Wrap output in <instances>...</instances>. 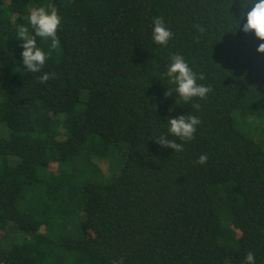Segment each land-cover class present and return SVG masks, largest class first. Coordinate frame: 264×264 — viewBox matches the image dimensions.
Here are the masks:
<instances>
[{"label":"trees","instance_id":"obj_1","mask_svg":"<svg viewBox=\"0 0 264 264\" xmlns=\"http://www.w3.org/2000/svg\"><path fill=\"white\" fill-rule=\"evenodd\" d=\"M251 2L0 0V264H245L250 251L264 264V152L234 123V110L264 115V54L239 30ZM37 6L61 17L60 47L30 72L16 34H34ZM156 17L167 46L153 40ZM174 55L204 76L206 98L175 93ZM44 73L55 75L41 84ZM181 115L201 123L175 153L155 141L180 143L168 120ZM120 143L106 184L62 168Z\"/></svg>","mask_w":264,"mask_h":264},{"label":"clouds","instance_id":"obj_2","mask_svg":"<svg viewBox=\"0 0 264 264\" xmlns=\"http://www.w3.org/2000/svg\"><path fill=\"white\" fill-rule=\"evenodd\" d=\"M247 9L241 15V21L246 18V22L242 23V26L240 23L239 30H242L245 34L254 35L258 41L257 52L264 54V0H252L251 6L247 7ZM27 21L31 29L34 30V34L25 25H20L16 34L23 41L21 44L23 48L21 54L23 66L30 72H41L46 60L60 47L57 33L62 23L61 17L55 9L49 11L45 7L37 6L31 9ZM172 36L173 33L166 28L163 18H154L152 33L154 42L161 46H167ZM37 37L42 38L44 41L50 40L47 53L37 47ZM54 75L50 76L48 73H44L38 77V82L45 84L51 78H54ZM166 75L170 78V83L176 85L175 93L184 103H189L194 98L204 99L212 91L210 87L197 83V80H203L204 76L202 74L197 76L181 55L172 57V62L167 68ZM165 95L171 96L172 92L169 90ZM194 107L199 108V105L196 104ZM200 123V119L193 115H188L187 117L181 115L177 118H170L168 120V125L170 126L168 132L172 137L177 138L180 143H176L175 139H169L167 136H161L155 142L162 147L174 149L175 153L182 152L184 144L181 142L192 141ZM208 159L206 154H202L194 163L204 165ZM113 264H123V261H114ZM245 264H255V254L253 252H248Z\"/></svg>","mask_w":264,"mask_h":264},{"label":"rangeland","instance_id":"obj_3","mask_svg":"<svg viewBox=\"0 0 264 264\" xmlns=\"http://www.w3.org/2000/svg\"><path fill=\"white\" fill-rule=\"evenodd\" d=\"M234 123L238 132L250 138L264 152V115L258 116L255 113L254 115L247 114L241 117L238 110H234ZM87 145H92V143L87 141ZM96 147L98 146L96 145ZM106 149L104 156L90 154L89 161L88 159L86 161L80 155L72 161L73 163L70 161L65 164L62 163V168L78 176L80 183L89 181L95 184H106L120 172L124 159L125 145L122 143L116 146L108 145ZM88 163L89 169L85 170L84 165ZM95 168L98 171H94ZM10 236H5L4 238H10Z\"/></svg>","mask_w":264,"mask_h":264}]
</instances>
